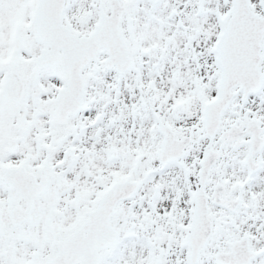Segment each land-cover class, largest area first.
I'll use <instances>...</instances> for the list:
<instances>
[{
    "label": "snow or ice",
    "instance_id": "snow-or-ice-1",
    "mask_svg": "<svg viewBox=\"0 0 264 264\" xmlns=\"http://www.w3.org/2000/svg\"><path fill=\"white\" fill-rule=\"evenodd\" d=\"M0 264H264V0H0Z\"/></svg>",
    "mask_w": 264,
    "mask_h": 264
}]
</instances>
